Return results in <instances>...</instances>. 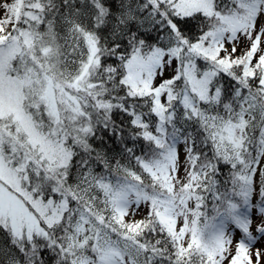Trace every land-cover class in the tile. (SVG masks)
I'll return each mask as SVG.
<instances>
[{"label": "snow or ice", "instance_id": "6c2138e0", "mask_svg": "<svg viewBox=\"0 0 264 264\" xmlns=\"http://www.w3.org/2000/svg\"><path fill=\"white\" fill-rule=\"evenodd\" d=\"M0 264H264V0H0Z\"/></svg>", "mask_w": 264, "mask_h": 264}]
</instances>
